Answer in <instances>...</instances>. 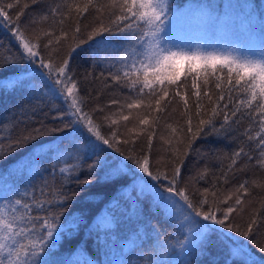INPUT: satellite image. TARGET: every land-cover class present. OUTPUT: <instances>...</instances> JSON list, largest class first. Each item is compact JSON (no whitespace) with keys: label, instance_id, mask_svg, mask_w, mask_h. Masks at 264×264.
<instances>
[{"label":"snow or ice","instance_id":"snow-or-ice-1","mask_svg":"<svg viewBox=\"0 0 264 264\" xmlns=\"http://www.w3.org/2000/svg\"><path fill=\"white\" fill-rule=\"evenodd\" d=\"M42 3L43 0H25L24 3L14 0L5 4L0 0V24L8 29L20 50L19 61L5 58L0 62V73L18 63L27 65L22 69L24 80H12L3 76L0 78V87L9 91L27 83L33 93L38 92L40 96H50L63 102V111L56 119L63 121L67 118L64 128L68 129L66 135L70 137L72 148L68 154L77 163L70 168H61L60 172L76 174L83 158L91 160L87 165L89 176L100 169L109 179L120 181L131 176L130 184L141 181L151 198V206L174 217L178 228L187 229L183 240L178 241L185 254L184 259L177 262L161 257L152 264H192L190 257L208 255L224 230L248 238L256 245L259 253L264 254V240L256 239L259 229L264 225V199L258 202V207L249 209L252 190L264 191V178L244 179L227 194L222 192V186L230 183V174L234 177L237 172L245 170L244 166L236 167L241 157L252 161L251 151H258L256 165L264 169V41L261 42L259 51L248 50L243 53L174 50L166 39L171 31L169 14L172 6L169 0H58L54 5L41 10L38 19L33 17L32 30L29 32L27 25L22 27L21 17L32 5ZM13 8L17 11L10 14L9 10ZM90 12L96 23L85 25L83 22ZM50 18L54 25L60 26L58 33L53 27H37ZM69 21L72 22V27L65 30L64 25ZM82 30L86 32V39L80 38ZM105 33H116L121 37L119 48L116 49L117 52L123 49L119 54L121 67L115 74L109 73V76L117 85L129 89L130 95L125 97L123 103L113 99L107 106L88 108V97L82 94L84 81L88 77L78 79L70 68V61L77 48L96 41L97 37H103ZM103 43L101 40L97 45ZM65 44L69 51L60 58V50ZM185 63L187 73L191 76L190 86L194 89L192 96L196 98L195 125L189 108L188 92L185 89L182 93L183 86L179 83L181 75L175 70ZM166 68L172 71L164 72ZM13 75L20 76L21 73ZM201 75L204 77L205 88L209 75L215 78V99L208 90L203 92L209 104L207 111L203 109L201 85L197 82ZM170 88L173 89L171 97ZM83 91L86 92L87 89ZM145 98L148 99L147 103ZM177 98L183 103L185 123L179 129L171 124L167 125L170 135L168 138L162 136L161 140L169 145L167 152L170 155L167 158L160 157L153 164L152 141L161 121V115L154 114L165 112ZM226 99L227 102L222 104ZM111 105L119 106L118 118H114L117 113L104 114L105 107ZM141 108L145 109L143 115L139 112ZM125 109L128 112L126 115ZM134 110L136 126L128 128L127 122ZM221 113L222 122L217 127L216 118ZM245 113L255 126V131L249 127L244 133L253 147L245 151L241 146L233 151L228 156L230 163L227 170H220L219 176L211 173L214 176L211 187L190 189L184 181L183 170L193 143L202 134L221 136L229 133L231 126L243 119ZM121 122L127 128V136L118 135ZM105 125L109 128L107 133L102 131ZM114 125L117 126L115 129L112 127ZM45 134L41 122L40 128H34L10 147H18L21 143ZM145 134L147 152L133 154L134 149H128V146L134 145ZM107 149L119 153L124 159L118 163H108L101 155ZM210 172L211 169L205 166L197 173L196 179H206ZM144 176L150 179L144 180ZM79 183L86 186L92 181L85 178ZM133 192H136L135 188ZM56 195L59 196L56 201L33 197V202L29 203L21 198L0 209V264H57L51 259L52 249L62 234L58 230L62 229L59 220L64 213L61 211L40 215L36 209L47 211L46 205L66 208L69 199L75 198L77 193L57 190ZM143 196L144 187L136 195L134 203L139 204ZM245 213H248L249 219L241 230L233 221L235 216ZM240 254L248 257L245 264H264V256L257 259L244 253L242 242L230 250V256ZM121 264L130 262L121 261Z\"/></svg>","mask_w":264,"mask_h":264},{"label":"trees","instance_id":"trees-1","mask_svg":"<svg viewBox=\"0 0 264 264\" xmlns=\"http://www.w3.org/2000/svg\"><path fill=\"white\" fill-rule=\"evenodd\" d=\"M14 0H3V3H12ZM25 0H21L24 3ZM58 0H43L41 5H32L25 10V15L21 17L22 27L27 25V31L31 32V20L38 19V13L50 5H54ZM172 11L170 20L181 14L184 26L188 27L197 18H204L206 14H217V18H227L228 26L225 27V37H220L225 44L230 46H245L250 44L254 51H259L261 42L264 41V0H169ZM16 8L9 10L10 14H15ZM237 21H236V20ZM239 19H253L257 23L253 26L256 30L253 33L238 34L237 26ZM249 24L252 20L248 21ZM85 25L95 24L92 13L87 14L83 22ZM105 23L107 18L105 17ZM38 28L48 29L53 27L59 30V25H54L51 18L45 23L37 25ZM72 27L69 21L64 25L65 30ZM81 39H86V32L82 30ZM104 41L98 44V41ZM121 37L116 33H105L103 37H97L96 41L82 45L72 53L70 68L76 73L77 78L84 81L82 94L88 97V108L97 105L104 107L110 104L113 99L124 102L125 97L130 95V90L117 85L111 80L109 73L115 74L121 67L119 54L123 49L119 48ZM227 42V43H226ZM236 43V44H235ZM96 45V46H94ZM19 49L17 41L12 37L8 29L0 24V62L5 58L19 61ZM68 46L60 50V58L68 53ZM25 64H17L9 67L0 73V78L8 76L12 80H24L22 69ZM163 70V71H171ZM180 72V84L182 93L186 89L189 96V108L192 113L193 125L196 124L195 97L192 96L194 89L191 88V76L187 73V64L182 68L175 69ZM13 73H21L14 76ZM103 73V76L101 75ZM226 78V74H225ZM203 75L197 82L201 85V103L204 111H207L209 104L203 92L208 90L215 99L217 90L214 87V76L209 75L208 85L203 84ZM11 87V86H10ZM87 91H83V89ZM173 89H169L170 97ZM235 98V94H234ZM145 102L148 99L145 98ZM222 101L221 103H226ZM164 102H162L163 104ZM63 102L53 97L40 96L38 92L33 93L30 86L24 83L22 87L15 90L5 91L0 87V209L8 206L9 202L16 199H25L29 203L33 202V197L44 200L56 201L59 196L57 190L64 193H77L75 198H70L66 208H59L55 205H46L47 211L36 209L40 215H51L63 211L59 223L62 229L56 246L52 249V257L57 264H121V261H129L130 264H152L156 259H173L175 261L184 259V252L180 249L178 241L183 240L186 228H178L177 221L166 211L157 210L151 206V198L147 194L146 186L141 181L130 184L131 176L124 180L109 179L103 170L98 169L94 175L89 176L87 171L88 163L91 160L83 159L79 162L78 172L69 175L61 173V168H70L77 161L66 155L62 149L71 148L70 137L66 135L68 129L64 128L67 118L63 121L56 117L63 111ZM118 105L105 107L104 114L117 113ZM232 105H229L231 109ZM140 115L145 114V109L139 110ZM124 114H128L125 109ZM103 115V114H100ZM161 115L159 126L155 129L156 136L152 141L151 159L153 164L160 157L167 158L169 145L165 144L161 137L168 138L171 124L178 129L185 123L183 103L177 98L173 101L165 112ZM222 115L217 116V127L222 122ZM239 115V114H238ZM136 111L129 118L127 127L136 126ZM207 118V117H205ZM41 122L46 132L44 136L21 143L18 147L17 140L31 132L34 128H40ZM115 129L117 126H112ZM254 124L244 114V118L233 124L229 133L221 136L201 135L192 146L183 170L184 181L190 189H203L211 187L216 176L220 175V170H227L228 156L239 147H244L249 151L253 144L247 141L244 136L245 131ZM52 129H64L63 131H50ZM105 133L109 131L107 125L102 129ZM128 135L124 122L119 126L118 135ZM63 142V143H62ZM83 143V141H80ZM106 148V146H104ZM134 149L133 154L147 152V136L142 135L135 141L134 145L128 146ZM66 152V151H65ZM48 155L50 159L47 160ZM103 159L108 163H118L123 160L119 153L111 149L101 153ZM252 161L245 157L237 163V168L244 166L245 170L237 172L233 177L230 174V183L222 186V192H227L244 179L264 178V169L256 165L258 151H251ZM205 166L211 169L206 179H196L197 173ZM125 171H130L125 169ZM143 176V174H140ZM146 177V176H144ZM143 177L144 180L150 178ZM88 178L92 181L89 185H80L79 181ZM155 183V182H153ZM145 188V196L141 197L139 204L134 203L136 195L140 189ZM133 188L136 192H133ZM44 193L42 196L41 193ZM26 194V195H25ZM6 197V198H5ZM264 199V191L260 189L252 190L249 200L252 203L249 209L258 207V202ZM21 210L19 206H16ZM223 207V206H222ZM10 210V209H9ZM35 214V213H34ZM249 219L248 213L242 216H235L234 223L243 230ZM215 239V237H214ZM257 241L264 240V225L261 226L257 235ZM243 243L244 253H248L259 259L264 254L259 253L256 245L248 238L240 236L238 233L224 230L219 240L213 244L208 255L192 256V264H245L247 256L240 254L230 256V250Z\"/></svg>","mask_w":264,"mask_h":264},{"label":"rangeland","instance_id":"rangeland-1","mask_svg":"<svg viewBox=\"0 0 264 264\" xmlns=\"http://www.w3.org/2000/svg\"><path fill=\"white\" fill-rule=\"evenodd\" d=\"M181 14L174 16L170 20L171 31L169 32L166 39H168L169 44L173 46L174 50H184V51H201V52H228V51H238L245 52L248 50L254 51L253 46L250 44L245 46H230L231 43L225 44L220 37H225V27L228 26L227 18H217V14H206L204 18H197L192 21L191 24L186 28L184 26L183 18H179ZM236 20V19H235ZM239 19L237 26L238 34H248L249 32L256 31L253 26L257 23V21L253 19ZM249 20H252V23L249 24ZM237 21V20H236ZM227 43V42H226ZM236 44V43H235ZM233 45V44H231ZM183 64L178 66V68H182L184 70ZM170 70V69H164ZM172 71V70H171ZM166 72V71H164ZM66 155L71 152L70 148L62 149ZM66 151V152H65ZM50 159L48 155L47 160ZM146 179V177H144ZM244 246V245H243ZM90 264V263H88Z\"/></svg>","mask_w":264,"mask_h":264}]
</instances>
